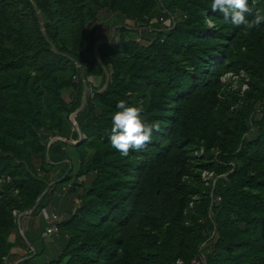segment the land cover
<instances>
[{"label": "trees", "instance_id": "1", "mask_svg": "<svg viewBox=\"0 0 264 264\" xmlns=\"http://www.w3.org/2000/svg\"><path fill=\"white\" fill-rule=\"evenodd\" d=\"M210 5L0 0V264H264V24L236 28ZM101 11L113 41L98 43ZM242 72L243 92L223 78ZM121 100L162 128L127 157L108 138ZM48 207L66 216L44 260Z\"/></svg>", "mask_w": 264, "mask_h": 264}, {"label": "clouds", "instance_id": "2", "mask_svg": "<svg viewBox=\"0 0 264 264\" xmlns=\"http://www.w3.org/2000/svg\"><path fill=\"white\" fill-rule=\"evenodd\" d=\"M257 0H252V6L249 0H211V11L218 12L231 21L236 28L243 27L247 31L259 28L264 24V15L255 14L252 19L248 15L253 13V7ZM209 28L215 25L209 21ZM117 111L111 116V131L109 141L111 147L127 157L130 151H141L152 140L153 132H161L162 128L159 122H146L141 119V108L127 104L121 100L116 105Z\"/></svg>", "mask_w": 264, "mask_h": 264}, {"label": "rangeland", "instance_id": "3", "mask_svg": "<svg viewBox=\"0 0 264 264\" xmlns=\"http://www.w3.org/2000/svg\"><path fill=\"white\" fill-rule=\"evenodd\" d=\"M113 19L114 17L106 12V11H101L99 16H98V21H97V24H98V30H97V33L99 34V37L101 38L100 40H98V43L102 42V41H105V40H108V41H113V39L115 38L114 36L116 35V29L117 27L114 26L113 24ZM229 73L225 74V76L223 77L224 80L226 82H229L231 84V86L233 88H236L237 89V86H238V81L242 78L243 80V87H242V92L244 90V86L246 85L245 83L247 82L248 78L247 76L245 75L244 72L240 73V75H228ZM109 79V75L107 74L106 76V81ZM103 82V78L100 77V76H92V77H89L88 78V81L85 82V89H84V102L86 100V94L91 90V85L95 86V87H99L101 86ZM75 97V93L72 92V91H65V98L68 99V100H71ZM72 118H74V115L72 116ZM213 176V175H212ZM212 176L210 178H212ZM81 180L83 181H86L88 180L87 177H82ZM77 198H74L73 196L69 197L68 198V202H67V206L68 208H71L72 210L76 207L77 205ZM79 201V200H78ZM48 210L49 211H53V212H57L53 207H48ZM66 212V211H65ZM63 212V213H65ZM62 212L60 213L62 217L66 216V214H63ZM25 219L23 220V223L21 224V232L24 233V228L30 238L31 241H36L38 238H39V230L35 227V225H33V223L29 226L26 225V222H27V218L29 217V212L27 213H24L22 215ZM26 216V217H25ZM30 220H33L35 219V217H30L29 218ZM34 221V220H33ZM24 225V227H23ZM44 243H42L44 245V247L46 248V252L45 254L43 255V258L44 260H49L53 257H56L58 255V252H59V249L57 248V244L54 241L52 242H46V241H43ZM35 245L40 246L41 243L39 241H37L35 243ZM19 251V250H17ZM19 252H22V251H19ZM7 263L8 264H14V262L12 261V254L11 256H9L7 258Z\"/></svg>", "mask_w": 264, "mask_h": 264}, {"label": "built area", "instance_id": "4", "mask_svg": "<svg viewBox=\"0 0 264 264\" xmlns=\"http://www.w3.org/2000/svg\"><path fill=\"white\" fill-rule=\"evenodd\" d=\"M161 6H162V3H161ZM157 20L162 21L166 26L170 27V25L175 23L176 17L174 14H170L165 9H163V14L161 15V17H158V19H156V21ZM128 23H129V25L135 26L134 21H128ZM228 75H231V73H229ZM245 87H246V85L244 86V88ZM211 176H212V173H209V174L206 172L204 173L205 179H208ZM77 202H78V200H77ZM42 215H44L47 218L48 225L43 230V232L41 234V238L43 241L52 242L55 240V238L59 234V231H60L59 227H60V223L63 220V217L58 212H53V211L51 212L46 208H44L42 210Z\"/></svg>", "mask_w": 264, "mask_h": 264}, {"label": "crops", "instance_id": "5", "mask_svg": "<svg viewBox=\"0 0 264 264\" xmlns=\"http://www.w3.org/2000/svg\"><path fill=\"white\" fill-rule=\"evenodd\" d=\"M47 209V208H46ZM52 212V211H51ZM41 215H42V213H41ZM45 219H46V221H47V224H48V220H47V218L44 216V215H42ZM26 217V216H25ZM30 218V216L27 218V222H26V225L27 226H29V225H31L32 223H33V225H35V227L37 228V227H39V224H40V220H39V217H36L35 219H33V220H30L29 219ZM32 218V217H31ZM25 219V218H24ZM16 252H18L17 251V249H14V252L13 253H16ZM23 258H20V259H18L16 262H14V264H18L21 260H22Z\"/></svg>", "mask_w": 264, "mask_h": 264}, {"label": "water", "instance_id": "6", "mask_svg": "<svg viewBox=\"0 0 264 264\" xmlns=\"http://www.w3.org/2000/svg\"><path fill=\"white\" fill-rule=\"evenodd\" d=\"M84 97H85V95L83 96V102H82V105L84 104ZM75 115H76V114H75ZM75 115H74V116H75ZM75 123H76V122H75ZM45 192H46V191H45ZM45 192H44V193H45ZM44 193H43V194H44ZM41 197H42V196H41ZM41 197L38 199V201H37V203H36L35 207H36V206H37V204L39 203V201H40ZM23 214H24V213L20 214V216H19V220H20V218L22 217V215H23Z\"/></svg>", "mask_w": 264, "mask_h": 264}]
</instances>
